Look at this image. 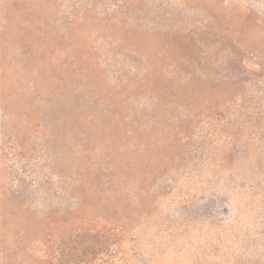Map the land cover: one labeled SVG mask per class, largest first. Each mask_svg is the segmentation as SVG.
<instances>
[{
    "label": "rangeland",
    "instance_id": "374dc122",
    "mask_svg": "<svg viewBox=\"0 0 264 264\" xmlns=\"http://www.w3.org/2000/svg\"><path fill=\"white\" fill-rule=\"evenodd\" d=\"M0 264H264V0H0Z\"/></svg>",
    "mask_w": 264,
    "mask_h": 264
}]
</instances>
